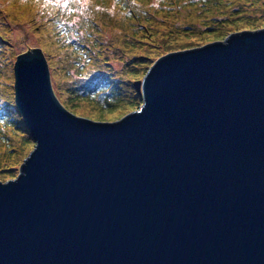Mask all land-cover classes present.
Segmentation results:
<instances>
[{"label":"water","instance_id":"95a60500","mask_svg":"<svg viewBox=\"0 0 264 264\" xmlns=\"http://www.w3.org/2000/svg\"><path fill=\"white\" fill-rule=\"evenodd\" d=\"M13 79L0 264H264V24L154 58L119 118L66 108L42 45Z\"/></svg>","mask_w":264,"mask_h":264},{"label":"rangeland","instance_id":"374dc122","mask_svg":"<svg viewBox=\"0 0 264 264\" xmlns=\"http://www.w3.org/2000/svg\"><path fill=\"white\" fill-rule=\"evenodd\" d=\"M260 24L264 0H0V121L11 123L0 128L2 181L34 145L13 102L18 52L42 45L70 109L119 118L141 103L133 84L154 58Z\"/></svg>","mask_w":264,"mask_h":264},{"label":"trees","instance_id":"16d2710c","mask_svg":"<svg viewBox=\"0 0 264 264\" xmlns=\"http://www.w3.org/2000/svg\"><path fill=\"white\" fill-rule=\"evenodd\" d=\"M135 91H136V89H135ZM98 95V97H102L103 95H104V93H98L97 94ZM137 95H136V93H135V95L133 96L134 98H138V97H136ZM97 97V96H96ZM115 102H117V101H115ZM115 102H111V103H108V105H113V104H115ZM64 106L66 107V108H68L70 111H72L73 112V110H71L70 108L71 107H68L67 105H65L64 104ZM6 116V120L7 119H12V117H11V115H10V113H9V111H8V113L5 115ZM0 122H2V121H0ZM6 122H9V121H6ZM6 122H2V123H0V128H2L3 126H5V125H7L8 127L11 125V123H6ZM24 126V125H23Z\"/></svg>","mask_w":264,"mask_h":264}]
</instances>
